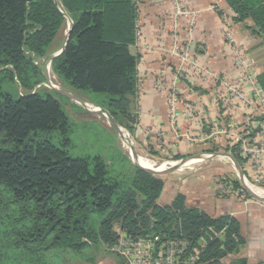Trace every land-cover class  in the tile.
I'll use <instances>...</instances> for the list:
<instances>
[{
  "label": "trees",
  "instance_id": "trees-1",
  "mask_svg": "<svg viewBox=\"0 0 264 264\" xmlns=\"http://www.w3.org/2000/svg\"><path fill=\"white\" fill-rule=\"evenodd\" d=\"M229 4L238 18L250 16L254 33L264 37V0ZM136 19L134 0H0V264H23V253L62 264L64 255L100 245L112 252L114 225L192 243L223 229L226 249L211 241L200 256L208 264H223L234 248L235 219L187 206L182 194L167 202L162 178L135 165L118 142L108 156L72 155V123L56 98L66 94L37 88L47 80L41 60L48 59L69 95L107 110L132 131ZM62 30H69L68 40L53 56ZM259 85L264 89V73Z\"/></svg>",
  "mask_w": 264,
  "mask_h": 264
},
{
  "label": "crops",
  "instance_id": "crops-1",
  "mask_svg": "<svg viewBox=\"0 0 264 264\" xmlns=\"http://www.w3.org/2000/svg\"><path fill=\"white\" fill-rule=\"evenodd\" d=\"M134 2L143 47L138 48L135 43L130 46L131 54L138 59L137 94L131 110L135 123L132 131H127L132 147L136 152L137 145L153 143L154 152H136L137 156L152 163L156 161L155 156L165 150L168 159L180 157L179 160L185 161L173 169L158 168L164 166L163 161L155 166L164 182L161 196L167 197V202L182 194L187 206L204 210L213 218L227 216L237 221L238 232L231 235L235 246L227 252L223 264H264V195L247 184L253 171L245 160L239 154L237 160L228 153L231 134L241 130L248 119L255 120L258 116L255 110L245 107L231 114L216 98L221 89L220 81L239 74L225 44L223 27L228 24L235 40L245 46L249 61L258 73V84L264 73V37L254 33L258 28L250 16L238 18L229 0H182L185 7L196 11L192 38L195 58L201 68L212 72L216 78L204 80L203 74L194 69L195 78L179 79L180 108L195 112L192 118H180L172 125L168 115L169 97L155 89L159 76L163 77L160 82L167 87V81L175 72L176 62L166 52L171 45L172 6L169 0ZM186 26V20L182 19V36ZM214 144L227 152L215 153ZM187 154L191 155L195 170L184 168L186 160L182 155ZM225 159L238 167L236 175ZM220 231L215 232L218 233L215 239H218L220 251H225L226 234L223 229Z\"/></svg>",
  "mask_w": 264,
  "mask_h": 264
},
{
  "label": "built area",
  "instance_id": "built-area-1",
  "mask_svg": "<svg viewBox=\"0 0 264 264\" xmlns=\"http://www.w3.org/2000/svg\"><path fill=\"white\" fill-rule=\"evenodd\" d=\"M169 1L173 10L171 14L172 32L171 45L166 52L176 62L175 72L170 81H167V87L160 82L163 81V77L159 76L160 83H157L155 89L160 94L167 93L169 97L168 115L171 124L174 125L180 118H192L195 112L194 109L181 110L180 108L179 79L195 78L196 69L203 74L204 80L216 77L212 72L201 68L195 58L192 38L196 24V11L185 7L182 0ZM182 19L187 22L184 36L180 33ZM67 26L69 27V20ZM223 35L239 74L233 79L225 78L220 81L221 89L217 91L216 98L231 111V114H235L241 107L252 108L257 113L258 118L248 119L241 130L231 134V139L236 140L237 153L253 171L250 180H246L247 184L254 191L264 195V89L259 87L258 73L249 61L245 46L235 40L228 24L223 27ZM141 39L142 31L139 20L136 19L135 46L138 48L143 47ZM44 65L46 76L51 73L53 78L47 77V80L37 88L40 86L57 88L58 86L54 84V82L57 83V79L51 70L50 62L47 61ZM116 232L117 239L110 250L119 255L126 264H208L201 262L200 256L204 248L218 235L209 230L192 243L186 237L165 238L158 235H134L120 228H117Z\"/></svg>",
  "mask_w": 264,
  "mask_h": 264
},
{
  "label": "rangeland",
  "instance_id": "rangeland-1",
  "mask_svg": "<svg viewBox=\"0 0 264 264\" xmlns=\"http://www.w3.org/2000/svg\"><path fill=\"white\" fill-rule=\"evenodd\" d=\"M64 39H65V35L62 30L61 34L54 39L51 50H54L58 46L63 44ZM41 61L42 63L45 64L49 60L45 59V61L44 60ZM47 77L50 79L53 78L51 73L50 74L48 73ZM54 84L58 87L53 88L50 86L52 89L55 90L58 89L59 91H62L66 94V98L57 97V96L56 98L58 99L61 106L69 116L72 123L71 134H70L72 140L70 152L72 153V155L81 156V155L100 154L103 156H108V153L111 150L109 147H112L114 143L118 142L124 154L128 158L131 157L130 155L133 149L131 142L132 140L125 128L120 127V132L118 135H116L111 128V124L109 123L108 118L103 113L95 112L97 110L92 111V108H94V106L91 104L87 103L86 105H82L81 103H79L77 98H73L74 96L72 97V95L70 96L69 93H67L68 92L67 89L61 86L58 79H57V83L54 82ZM152 144L153 143L150 144L148 142L141 143L137 145L136 152L144 153V154L154 152L153 148H155V146H153ZM230 146H231V150L230 152L228 150V153L231 154L232 158L234 156V159L236 158L238 160L237 158L238 149H237L236 140L231 139ZM212 149H215V153L219 152L221 154L222 153L224 154L227 152V150H225L224 148H220L216 144H214ZM170 156L173 157L171 153ZM182 156H184V159L186 160L185 163L186 167L184 168H188V169L192 168L191 170H195L194 168L195 165L191 161L192 160V157H190L191 155L187 154ZM155 157H156V161L154 163L155 165L159 166L160 164L159 161H163L162 163H164V166L162 165L160 167L161 169L163 167L164 169H173V167L176 166L177 163L181 161L179 159L178 160L168 159L169 155L168 152H166V150L163 151L160 155H157ZM225 161L229 162L233 174L236 175L238 173V167L233 166V164L228 159H225ZM115 167L119 169L120 163L119 162L116 163ZM162 198L164 200H167V197H162ZM113 228L116 231L118 226L114 225ZM21 257L23 264H45L46 261V259L42 256L31 255L28 253H23ZM120 262L121 260L113 252L108 251L105 245H100L94 248H89L85 250L82 254H76V255L74 254V256L72 254H66L63 257L62 264H120Z\"/></svg>",
  "mask_w": 264,
  "mask_h": 264
},
{
  "label": "water",
  "instance_id": "water-1",
  "mask_svg": "<svg viewBox=\"0 0 264 264\" xmlns=\"http://www.w3.org/2000/svg\"><path fill=\"white\" fill-rule=\"evenodd\" d=\"M71 25V21L69 20V26ZM68 36H69V30H67V32L65 33V39H64V42H63V44H62V47H61V49L58 51V52H56L53 56H56V55H58V54H60L62 51H63V49H64V47H65V45H66V42H67V40H68ZM49 62H50V60H49ZM55 90V89H54ZM57 91H59L58 89H56ZM61 93H63V94H65L64 92H62V91H60ZM71 96V95H70ZM73 97V96H72ZM73 98H75V97H73ZM78 102L79 103H81L82 105H86L87 103H85V102H83V101H80V100H78ZM98 108V107H97ZM92 111H95V110H93V108H92ZM95 112H101V113H103L107 118H108V120H109V123L110 124H112L119 132H120V126H118V124L116 123V121L113 119V117L108 113V111L107 110H105V109H103V108H98V110L97 111H95ZM131 157H130V160L135 164V165H137L138 167H140V168H142V169H144V170H147V171H149V172H152V173H154V174H156V175H158L159 173H160V170H158L157 168H155V169H150V168H145V167H143L142 165H140L138 162H136V159H137V155H136V153L134 152V150L132 149V152H131V155H130ZM183 162H185L184 160H182V161H180L179 163H177L178 165H181ZM174 165H176V164H174Z\"/></svg>",
  "mask_w": 264,
  "mask_h": 264
},
{
  "label": "bare ground",
  "instance_id": "bare-ground-1",
  "mask_svg": "<svg viewBox=\"0 0 264 264\" xmlns=\"http://www.w3.org/2000/svg\"><path fill=\"white\" fill-rule=\"evenodd\" d=\"M94 110H98V108L97 107H94L93 108ZM122 138V137H121ZM125 138V137H124ZM126 139V138H125ZM124 142H126V141H124ZM123 142V143H124ZM136 162H138L140 165H142L143 167H145V168H156L155 166V164L154 163H152L151 161H148V160H146L145 158H143V157H140V156H138L137 157V159H136ZM158 167V166H157ZM161 166H159L158 168H160Z\"/></svg>",
  "mask_w": 264,
  "mask_h": 264
}]
</instances>
